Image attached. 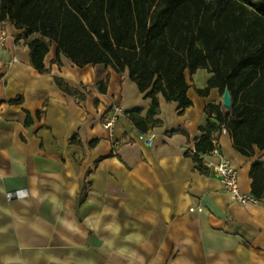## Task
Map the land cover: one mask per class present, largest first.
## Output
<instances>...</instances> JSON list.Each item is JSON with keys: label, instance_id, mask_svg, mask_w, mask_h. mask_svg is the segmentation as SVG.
I'll return each mask as SVG.
<instances>
[{"label": "crops", "instance_id": "1", "mask_svg": "<svg viewBox=\"0 0 264 264\" xmlns=\"http://www.w3.org/2000/svg\"><path fill=\"white\" fill-rule=\"evenodd\" d=\"M2 28L0 264H264V199L242 207L206 166L229 161L251 194V166L264 163V150L244 156L208 115L223 105L217 88L199 93L212 73L186 74L183 110L159 94V124L141 133L129 114L146 119L153 100L128 70L75 66L50 42L41 73L24 30ZM208 122L219 155L196 151Z\"/></svg>", "mask_w": 264, "mask_h": 264}, {"label": "trees", "instance_id": "2", "mask_svg": "<svg viewBox=\"0 0 264 264\" xmlns=\"http://www.w3.org/2000/svg\"><path fill=\"white\" fill-rule=\"evenodd\" d=\"M4 22L24 30L31 64L41 73L50 42L58 58L75 66L128 70L153 100L146 119L139 109L129 114L141 133L159 124V94L188 108L186 74L208 70L213 77L199 93L217 88L223 96L227 89L232 99L230 109L209 105L208 115L216 114L244 156L254 145L264 150V0H0ZM216 129L211 122L202 129L198 154L213 149ZM250 178L251 195L264 199V163H253Z\"/></svg>", "mask_w": 264, "mask_h": 264}, {"label": "built area", "instance_id": "3", "mask_svg": "<svg viewBox=\"0 0 264 264\" xmlns=\"http://www.w3.org/2000/svg\"><path fill=\"white\" fill-rule=\"evenodd\" d=\"M6 38V33L0 23V43H3ZM120 113V109H117V115ZM114 119L107 121L106 127H112ZM146 144L150 146L152 139H146ZM213 154L219 155L220 149L216 141H213ZM208 168H212L214 173L221 179L224 185V189L230 194L232 199L240 204L244 208L254 206L258 201L251 195L245 194L240 191L238 184V171L237 169L227 160L221 159L220 163L213 165L207 163ZM5 193L8 199H13L19 196V191L14 183H8L5 186Z\"/></svg>", "mask_w": 264, "mask_h": 264}, {"label": "water", "instance_id": "4", "mask_svg": "<svg viewBox=\"0 0 264 264\" xmlns=\"http://www.w3.org/2000/svg\"><path fill=\"white\" fill-rule=\"evenodd\" d=\"M222 104L227 109H230L232 107V99L227 89L224 92Z\"/></svg>", "mask_w": 264, "mask_h": 264}]
</instances>
